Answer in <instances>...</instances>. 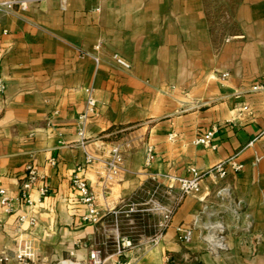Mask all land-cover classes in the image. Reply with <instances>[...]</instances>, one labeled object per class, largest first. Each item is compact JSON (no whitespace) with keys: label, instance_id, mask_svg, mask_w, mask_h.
Here are the masks:
<instances>
[{"label":"crops","instance_id":"obj_1","mask_svg":"<svg viewBox=\"0 0 264 264\" xmlns=\"http://www.w3.org/2000/svg\"><path fill=\"white\" fill-rule=\"evenodd\" d=\"M0 3V189L14 200L26 167L37 175L32 207L0 205L7 264H86L92 249L104 264H264V0ZM208 131L215 149L195 146ZM218 165L224 177L206 173L181 200L165 178ZM74 175L97 223L84 220ZM155 204L173 208L163 231ZM122 215L144 224L136 239Z\"/></svg>","mask_w":264,"mask_h":264},{"label":"built area","instance_id":"obj_2","mask_svg":"<svg viewBox=\"0 0 264 264\" xmlns=\"http://www.w3.org/2000/svg\"><path fill=\"white\" fill-rule=\"evenodd\" d=\"M7 6H9V3H0V11H3V9ZM98 49L99 47L96 46L95 50H98ZM92 59L95 61V63L98 62L97 58L92 57ZM113 59L116 65L122 67L123 69H129L128 63L124 61L121 57H119L118 55H114ZM254 89H256V87H254ZM3 91H4V85H3L2 80L0 79V96L3 94ZM88 104L89 106L93 104L91 99H89ZM83 118H85V116ZM193 144L195 146H201L203 148L215 149V144L213 143V132L208 131L196 137L193 140ZM111 154H112V157L107 163L108 170H114L115 168H117V155H118L117 149L112 150ZM147 159L148 160L151 159V149L150 148H147ZM233 168L235 170H239L241 166L233 165ZM213 170L218 171L221 177L225 176V172L222 168V165H218L214 169H211L207 172H199L195 169H190L189 171L191 174L190 178L171 177V176H166L165 178L166 180L170 181V183L172 184L171 187L178 191V200H181L185 195H188L193 192H197L199 190L200 181L202 177L206 173H210ZM36 180H37V175H36L34 168L28 165L26 167V172H25V183L22 186V190H21L19 197L12 200L5 194L3 190L0 189V205L5 208V211L7 213L13 212L14 207L16 205L24 204L29 207L33 206L34 203L30 195V190L32 189V185ZM71 184H72V187L75 189V191L78 193L79 201L83 205H85L87 208V213L84 216V220L87 222L93 223V224L97 223L100 217V213L97 210V207L95 205V197L90 191L89 186L87 185L86 181L84 179L79 178L77 175H74L71 180ZM38 192H39V195L43 197L46 194V189L40 188ZM155 209L161 215V220L158 224V229L160 231H163L170 224L173 208L171 206L155 204ZM23 220H24V217H21L19 219V221H23ZM30 224L31 225L34 224V221L32 219L30 220ZM177 233H178V241L182 245H187L190 243L191 237H192L191 229L179 227L177 229ZM130 246H131V243L124 239L121 242H117V251H116L117 254L121 253L122 248L130 247ZM15 259L19 264H34V263H29V261L25 260L24 257H22L21 255H16ZM104 261L105 260L101 256V251L99 249H92L89 252L88 260L86 261V264H104ZM0 264H7V258L0 257ZM165 264H179V263L175 262L170 257H166Z\"/></svg>","mask_w":264,"mask_h":264},{"label":"rangeland","instance_id":"obj_3","mask_svg":"<svg viewBox=\"0 0 264 264\" xmlns=\"http://www.w3.org/2000/svg\"><path fill=\"white\" fill-rule=\"evenodd\" d=\"M124 219H125L124 218V215H122V218H121L122 222L119 225L120 232H122L124 235L135 236L134 238L136 239L137 238V235L139 233H142L143 232V226H144V224L142 222L136 220L137 219L136 217H132L130 222L129 221L124 222L123 221ZM153 222H154V219L153 218H150L149 220L146 219V221H145V225H146V229L145 230L146 231H148V229H149L148 228V224L149 223L152 224ZM106 226H107V224H106ZM152 229L153 228L151 227V231H153Z\"/></svg>","mask_w":264,"mask_h":264}]
</instances>
